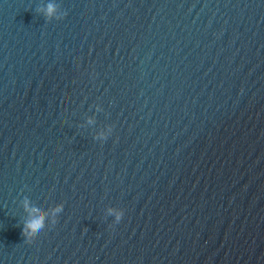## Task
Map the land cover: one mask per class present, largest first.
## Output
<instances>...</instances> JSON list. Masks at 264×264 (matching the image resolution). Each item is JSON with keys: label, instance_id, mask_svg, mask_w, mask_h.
<instances>
[{"label": "water", "instance_id": "water-1", "mask_svg": "<svg viewBox=\"0 0 264 264\" xmlns=\"http://www.w3.org/2000/svg\"><path fill=\"white\" fill-rule=\"evenodd\" d=\"M0 264H264V0H0Z\"/></svg>", "mask_w": 264, "mask_h": 264}, {"label": "clouds", "instance_id": "clouds-1", "mask_svg": "<svg viewBox=\"0 0 264 264\" xmlns=\"http://www.w3.org/2000/svg\"><path fill=\"white\" fill-rule=\"evenodd\" d=\"M56 12H57L56 7L52 4H49L48 8H47L46 15L49 18H52L53 16L56 15ZM59 210L60 209H57V211H59ZM112 211L113 210H110V213ZM44 219H45V217L43 215H38V216L34 217L32 220L28 221L24 226L25 237H28L30 233L34 235L37 232H39L44 227ZM119 220H120V215H117V221H119Z\"/></svg>", "mask_w": 264, "mask_h": 264}]
</instances>
